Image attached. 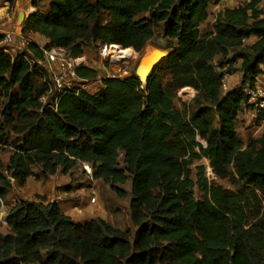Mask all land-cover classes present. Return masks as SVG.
<instances>
[{"label": "trees", "instance_id": "16d2710c", "mask_svg": "<svg viewBox=\"0 0 264 264\" xmlns=\"http://www.w3.org/2000/svg\"><path fill=\"white\" fill-rule=\"evenodd\" d=\"M45 1L47 11L36 9L22 27L25 36H44L45 45L31 41L16 55L0 48V206L11 179L25 185L32 167L48 177L87 162L92 177L120 195L119 185L131 180L137 230L101 218L76 222L46 197L22 200L7 214V233L0 232V264H156V252L166 264H264V131L245 145L236 130L245 107L264 122V109L248 104L243 91L264 76L263 0L220 10L210 31L201 25L222 0ZM157 26L173 43L163 46L169 51L146 84L135 75L107 77L95 93L77 86L57 102L41 101L49 74L30 59L41 58L43 48L80 57L83 41L91 40L141 52ZM252 36L256 41L243 46ZM232 48L239 50L231 61L242 60L241 82L223 92V71L213 59ZM77 75L98 74L83 66ZM186 86L196 93L180 109L175 100ZM7 147L13 151L5 165ZM202 159L215 177L240 188L210 182L206 165L196 164Z\"/></svg>", "mask_w": 264, "mask_h": 264}, {"label": "rangeland", "instance_id": "374dc122", "mask_svg": "<svg viewBox=\"0 0 264 264\" xmlns=\"http://www.w3.org/2000/svg\"><path fill=\"white\" fill-rule=\"evenodd\" d=\"M242 3H243V0H234V4L236 7ZM34 4L37 5L36 8L34 7ZM29 6L33 7L32 12H34L36 9H39L45 12L48 9V3L45 0H0V21L10 20L7 23V29L13 30L16 33V37L14 38L12 42L0 44V48H4V47L8 48L12 52L13 55H16L22 52V48L13 49L14 45H17L18 47V39H17L18 36L17 35L19 34L20 31L22 32V27L25 23V20L20 21L18 19V15H19V12L21 11L25 12ZM214 6H215L214 4L210 6L209 17L201 25V28H200L201 31H210L213 29L214 27L213 24L215 22L214 19L216 18V15L218 13L217 9H215ZM226 6H227L226 0L225 1L222 0L220 9L221 10L225 9ZM259 8H261L264 11V0L259 5ZM32 12H29V13L31 14ZM29 13H25L26 19L30 15ZM101 21L104 23H108L110 20L107 15H103L101 18ZM161 29H162L161 26H157L155 28L153 37L149 41H147L144 49L141 52H135V53L133 52V54L131 55L133 59H124V60L118 61V60H115L110 55L103 57L102 52H101V47L103 46L104 43L95 42L91 40H84L83 48H84V56L87 61V66L91 68H95L97 70L98 75L96 78L89 79L87 82L79 81L77 85H81L83 88H85L89 92L94 93L95 91L97 92L101 88L102 79L108 74L110 75V77H119V78H126L131 75L137 76L136 75L137 64L142 54L148 48L172 45L173 41H169L168 39H166L163 36ZM255 41H256V37L252 36L243 43V46H246V47L250 46ZM238 50L239 49L232 48V51L226 57L215 56V58L213 59V64L216 66L218 72L221 73L222 71H224L229 74L228 81H229L230 88H233L239 85L240 83L239 80L242 74L239 70L240 66L242 65V60L237 58L234 62L231 61V59H233V57L235 56V52ZM161 57H159L158 60ZM261 81L264 82V76L261 78ZM185 88L186 89H184L183 87L179 91L178 98L175 100L176 106L180 109H184L185 106H191L192 99L196 93L195 89L192 87L186 86ZM48 99L51 100V99H54V97L50 96ZM217 125L218 124H217V119H216L215 126L217 127ZM236 130L238 132L240 139L244 142L245 145H247L250 140L261 137L264 131V122L257 118V111L254 110V108L245 107L238 115ZM12 151H13L12 147H7V149L2 153V161L5 165L8 163V159ZM196 164L206 165V173H207V177L210 182H216L217 184L223 186L224 188H227L233 191H237L240 188L241 184L232 182L230 178L219 179L215 177V175L211 173V167L209 166V163L206 159L197 161ZM229 169L232 174H235V169L233 165H231ZM34 171L36 172V174L39 172L37 169H34ZM195 172H196L195 168L193 167V178L195 177ZM36 174L32 176L30 179L32 184H27V188L23 192L19 190L18 185L14 182V180H11V182H13V186L15 185V188H16L14 192H17V193H13L15 202H20L22 200L36 201V200H39L40 197H46V195L35 193L32 190L33 186L36 185L38 181L48 179V177L46 176L45 178L43 177L44 178L43 179L41 178L42 177L41 175H36ZM66 174L67 173L59 171L57 174H55V176H58V180H63V182H65L64 175ZM69 175L70 176L68 177L71 180L69 181L70 182L69 184H72L73 189L79 186V187L85 188V191H87V188H89L93 184V178L90 177L91 178L90 179L88 178L89 176L86 177L80 165L75 167L72 171H70ZM131 184H132L131 180H128L126 183L119 185V187L122 189L121 195L118 194L109 184L102 182V181L98 182L97 186L94 187L97 189H93L91 191L92 192L94 191L96 193L97 199L99 198L100 195L103 196L106 207L112 213L118 212V214L122 215V214H125L126 212L122 209L123 206H125L123 208H126L128 212L127 207H128V204H130L129 199L131 198ZM91 191H89V195L92 193ZM195 196L198 199L202 198V193L197 187H195ZM100 199H102L101 196H100ZM4 203L6 204V201ZM261 203L263 206L264 205L263 198L261 200ZM117 205L120 208L116 209ZM253 205L255 204L251 200L250 206L253 207ZM0 211H2V209ZM1 215H3V213H1L0 216ZM130 217H131L130 212H128L127 220L128 219L131 220ZM128 228H131L133 232L137 230V227H135L132 224V220ZM0 232L4 234L7 233V228L1 219H0ZM155 256L157 258L156 264H166L167 257L165 254L156 252Z\"/></svg>", "mask_w": 264, "mask_h": 264}, {"label": "crops", "instance_id": "0c3cea01", "mask_svg": "<svg viewBox=\"0 0 264 264\" xmlns=\"http://www.w3.org/2000/svg\"><path fill=\"white\" fill-rule=\"evenodd\" d=\"M217 6L218 5H215L214 7L219 12L220 9H218ZM228 8H234L233 3H229ZM26 20L27 19L25 18V22H26ZM9 21L10 20H7V23ZM22 37L29 38L33 42H36L40 47H43L45 45V43L47 42V39L38 33H30L27 36H25L20 31L18 34V38H17L18 39V47H17V45H14L13 49L21 48V38ZM158 48L166 50L167 53L169 51L168 49H165L163 47L158 46ZM9 52L12 54V52L10 50H9ZM263 69H264V67H263ZM239 82H241V77H240ZM77 166H79V165H77ZM34 169H37L39 171L38 173H40V174H38V173L36 174ZM32 171L36 175H41L42 176L41 178H43V177L45 178V176L43 175L42 169L40 167L34 166V167H32ZM69 173H70V171L66 175H64L65 176V180H64L65 182H63V180H58V176H55V175L54 176H48L47 180L38 181L37 184L33 186L32 190L35 193H38L41 195H46V198L48 201L55 200L57 202L58 206L60 207V209L62 210V212H64L66 215L70 216L76 222L83 224V223H86L92 219L101 218V219L105 220L106 222L110 223L111 225H113L117 228H120V229H126L130 226L131 220H129V219L127 220L128 212H130V206H129L130 204H128V207H127L128 212H127L126 208H123L125 206L122 207V209L124 211H126L125 214H122L123 215L122 216V215L118 214V212L112 213L106 207V204H105V201H104V198L102 195H100L102 197V199H100V196H99L98 199L96 198L95 202L90 201L89 191H91L93 189H97L94 187L97 186L98 182H100V181L104 182L103 180L93 178V184H92V186L87 188V191H83L84 190L83 187H79V186L76 187L75 189H73L72 184H69L70 183L69 181H71L68 177V176H70ZM85 176L88 177L87 175H85ZM31 177H29L27 179L26 184H25L26 186L23 185L24 186L23 187V186L18 185V188L21 192L25 191V189L27 188V184H32L31 180H30ZM88 178H90V177H88ZM15 189L16 188L14 185L13 189L8 193V195L5 199L6 204L3 202V207L0 208V210L2 209V211H0V214L3 213L5 219L7 217V214L9 212L10 208L12 206H14L15 204L19 203V202L14 201L13 193H17V192H14ZM130 200H131V198L129 199V201ZM118 208H120V207L117 205L116 209H118ZM130 219H131V217H130ZM5 226L8 230L7 225H5Z\"/></svg>", "mask_w": 264, "mask_h": 264}, {"label": "built area", "instance_id": "2783aa9c", "mask_svg": "<svg viewBox=\"0 0 264 264\" xmlns=\"http://www.w3.org/2000/svg\"><path fill=\"white\" fill-rule=\"evenodd\" d=\"M250 2L251 0H243L242 4L250 3ZM220 3L222 4V1ZM220 3L216 4L218 5L217 6L218 9L221 8ZM226 3H227L226 8H228L229 3H233L234 7H236L234 4V0H226ZM0 34L2 35L0 44L10 43L16 37V33L13 30L7 29V20L0 21ZM31 41L32 40H30L27 37L21 38L22 52L27 50V46ZM245 41L246 39H243V43ZM3 49L9 52L8 48L4 47ZM42 51H43V56L41 58L30 59V60L32 63H35L37 65V68H39L40 70H44L49 74V78L45 79L48 85L47 93L43 97H41V101L43 102V104L47 103L48 98L50 96H53L55 100L54 102H57L59 95L62 92H64V90H67L72 87L79 86L82 89L86 90L81 85H77L79 81L87 82L89 80V79L80 78L77 75L78 67L87 66V61L84 55L80 57H73L67 49L63 47H58V46H53L48 49L43 48ZM102 56L106 57L105 55H102ZM107 77H110V75L108 74L104 78H107ZM228 79H229V74L223 71V78H222L223 92H226L230 89ZM243 91L245 95L248 97V104H253L257 109H264V82L263 81L257 80V83L255 84V86H244ZM80 166L82 167L85 175L93 178L92 177L93 167L90 163L82 162L80 163ZM83 189L85 191V188ZM89 196H90V201L95 202L97 198L96 193L93 191ZM2 207H3V202L1 201L0 208ZM0 219L3 221L4 225H7L4 215H1Z\"/></svg>", "mask_w": 264, "mask_h": 264}, {"label": "bare ground", "instance_id": "6f19581e", "mask_svg": "<svg viewBox=\"0 0 264 264\" xmlns=\"http://www.w3.org/2000/svg\"><path fill=\"white\" fill-rule=\"evenodd\" d=\"M32 11H33V7L29 6L26 9L25 13H29V12H32ZM101 52H102V55H105V56L110 55L115 60H118V61L119 60H124V59H133L132 56H131L133 54L132 51H126V50L122 49L118 44H115V43H113V44H103V46L101 47ZM166 53H167L166 50L158 48V47H155L153 49V52H152V58H153L152 62H156L159 57H161L162 55H164ZM184 89H186V88L184 87ZM211 171H212V169H211ZM212 174L214 175L213 171H212Z\"/></svg>", "mask_w": 264, "mask_h": 264}, {"label": "water", "instance_id": "95a60500", "mask_svg": "<svg viewBox=\"0 0 264 264\" xmlns=\"http://www.w3.org/2000/svg\"><path fill=\"white\" fill-rule=\"evenodd\" d=\"M26 18V14L24 11L19 12L18 19L20 21H24ZM154 47L148 48L140 57L139 62L136 67V75L140 79V81L144 84L148 81V78L152 72L154 65L159 61L152 62V52Z\"/></svg>", "mask_w": 264, "mask_h": 264}]
</instances>
